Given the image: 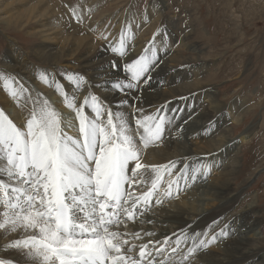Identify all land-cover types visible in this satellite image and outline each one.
I'll use <instances>...</instances> for the list:
<instances>
[{"label": "bare ground", "instance_id": "bare-ground-1", "mask_svg": "<svg viewBox=\"0 0 264 264\" xmlns=\"http://www.w3.org/2000/svg\"><path fill=\"white\" fill-rule=\"evenodd\" d=\"M81 3L83 7L76 11L86 15V18L80 17V20H84L87 34L83 28L73 25V21L77 20L72 15L73 8H67L64 12L57 0H0L1 21L8 22L7 19H10L8 23L16 24L24 21V28L36 25V32L43 40L41 45L34 47L33 52H23L24 55L9 46L10 54L4 58L1 65V69L6 72L0 73V110L10 114V118L20 124L26 121L34 108L43 106L47 101L48 106L62 116L74 118V112L67 108L63 95L60 98L48 97L50 100H57L54 105L43 96L56 90L53 84L42 81V77L46 76L50 82H61L54 78L56 75L62 80L68 96L79 95L78 101H75L77 106L89 95H97L106 109L110 108L112 111L115 123L119 124L117 113L126 122H130L129 134L136 132L135 120L145 114L156 115L158 109L163 107L164 112L160 115L166 113L167 119L171 121L164 125L165 131H169H166V135L164 132L159 141L150 143L147 147L139 144L140 162L148 166L146 170H139L140 180L148 179L146 185H150L155 175L151 166H161L173 161L177 166L173 170L174 175L177 171H185V166L195 160H198L195 167L200 163V172L196 173L197 178L194 181L188 179L185 183L182 179L176 198V189L173 187L172 195L164 196L161 203L140 206L134 220L123 221L117 230L127 233L125 238L129 245L133 246L131 254L138 256L140 247L148 245L147 251L152 254L149 259L164 261V264H264L260 246V241L264 240V220L253 216V200L237 211L234 210L242 195L229 192L238 162L237 149L232 139H229L230 126L227 123L231 121L240 126V121L244 120L247 111L244 108L237 109L238 106H227L228 112H223L222 108L226 107L211 101L213 92L209 88H204V84L199 82L191 83L189 76L192 71L188 73L183 70L185 66L178 69L172 67L173 64L169 66L167 62H171L176 56L172 58L168 41L156 38L149 44V39L140 42L136 38L148 22H157V5L153 6L145 17L121 15L117 20L118 24L112 29L106 25L107 19L111 20V15L95 23L99 18H96L98 11H102L100 0H82ZM121 34L127 51V55L122 59L110 50V46L119 43ZM29 36L35 37L34 34ZM100 41H103L105 46L97 52L95 48ZM48 42L50 44H47ZM152 50L157 52L159 60L151 70V80L147 84H140L139 90L129 92L127 105L121 106L119 102L125 94L114 90L111 84L124 80L126 73L122 65L126 61H131L141 54L151 57ZM110 61L121 67L111 68ZM64 62H74L76 66L66 67L78 70L91 84L85 82L79 88L74 84L69 85V82L54 70ZM38 65L49 67L44 69ZM14 81L20 82L27 92H24L19 84H14ZM124 82L127 83L126 80ZM32 88L38 92L35 93ZM12 91L17 92L16 97L11 96ZM132 108L135 110L134 116H131ZM86 114H91L90 109H86ZM103 118H107V113L101 117ZM181 129H184V132ZM184 136H190L186 139L194 149L181 142ZM205 167L208 168V174H205ZM215 171L218 175L212 176ZM170 178L174 177L164 175L163 182L160 183V187H163L160 189L161 195L166 190ZM2 211L3 205L0 204V213ZM222 230L227 236L221 235ZM136 233L139 238L134 235ZM213 234L221 237L217 245L211 244L196 253L189 251L194 245V238H197L195 242L198 244L200 239L207 240V237ZM18 236L23 237V234L0 230V258L12 260L13 264H25L20 251L6 247ZM177 238L181 241L179 244ZM160 248L164 249L163 253H157L156 250Z\"/></svg>", "mask_w": 264, "mask_h": 264}, {"label": "snow or ice", "instance_id": "snow-or-ice-1", "mask_svg": "<svg viewBox=\"0 0 264 264\" xmlns=\"http://www.w3.org/2000/svg\"><path fill=\"white\" fill-rule=\"evenodd\" d=\"M72 15L79 22L75 8ZM113 54L119 58L127 55L123 34L118 44L110 46ZM155 50L149 57L141 54L131 61H126L123 71L124 80L111 84L124 98L119 104L127 105V94L139 90L140 84L151 80V70L158 63ZM111 68L121 67L114 61ZM77 88L82 83L91 84L83 75L68 73L64 77ZM55 90L61 93L68 109L74 112V118L62 116L48 106L34 108L25 122L20 124L0 110V230L23 234L6 247L18 250L25 259V264H164V261L149 259L148 245L140 247L138 256H133V246L125 238L127 233L117 229L125 219H135L140 206L147 207L160 195V183L164 175L170 178L164 196H171L175 187L179 194L180 180L197 178L196 168L191 176L185 171L174 175L176 162L161 166H151L154 178L148 191L137 195L131 187L143 183L136 180L141 169L148 166L140 162L139 144L147 147L159 141L164 132L167 119L164 108L156 115H146L135 120V134H129L128 124L119 117V124L114 122L111 110L104 121L103 103L91 94L77 107L75 99L70 98L59 81ZM20 88L27 92L18 81ZM99 87V85H92ZM12 97L17 96L12 91ZM90 109L91 114H86ZM70 132L74 134H70ZM205 174L208 168L205 167ZM126 185L129 186L126 189ZM139 238V234H134ZM221 235L227 233L221 231ZM217 236L200 239L198 244L189 249L196 253L215 243ZM181 241L177 238V244ZM163 253L164 249L156 250ZM173 251H176L173 249ZM0 264H13L12 260L0 258Z\"/></svg>", "mask_w": 264, "mask_h": 264}, {"label": "rangeland", "instance_id": "rangeland-1", "mask_svg": "<svg viewBox=\"0 0 264 264\" xmlns=\"http://www.w3.org/2000/svg\"><path fill=\"white\" fill-rule=\"evenodd\" d=\"M57 1L64 12L67 8L78 10L83 7L82 0ZM100 2L102 11H98L96 18L98 16L99 18L95 23L105 16L111 15V20L109 21L108 18L106 25L112 29L118 24L117 20L121 15L130 16L132 14L145 17L151 12L153 6L157 5V22L154 20L148 22L136 38L140 42L149 39V44L156 38H162L164 42L168 41L172 58L176 56L171 62H167L169 66L173 64L172 67L176 69L185 66L183 70L188 73L192 71L193 75L189 76L192 80L191 83L199 82L204 84V88H209L213 92L211 101L226 107L222 108L223 112L227 113L228 107L231 106H238L237 109L244 108L247 111L244 120L240 121V126L231 123V121L227 123L230 126L229 139H232L235 149H237L236 159L238 162L234 169L229 192L242 195H240L239 205L234 210L237 211L253 200L255 202L253 216L264 220V0H100ZM77 14L83 19L86 18V15L79 12ZM1 20L0 73H4L6 71L1 69V65L4 58L10 54V45L22 55L23 52H33L34 47L41 45L43 40L36 32L38 30L36 25L24 28V21L16 24L15 22L8 23L10 19H7L8 22ZM73 22V25L84 29V20ZM84 33L87 34V30ZM29 34H34L35 37L32 38ZM79 36H83V34H79ZM98 43L100 45L97 44L95 48L97 52L105 46L103 41ZM31 61L37 65L34 60ZM70 64L68 62L61 63L54 70L62 77L68 73L80 75L78 70L66 67L75 65L74 62ZM42 67L48 69L49 66L43 65ZM54 78L59 79L62 83L57 75ZM69 85L73 86L72 83ZM45 87L48 88L46 85ZM37 88L42 87L37 86ZM32 90L35 93L38 92V90L35 91L36 89L32 88ZM43 96L45 100H49L54 105L57 100H50L48 97L57 96L60 98L62 94L54 91ZM69 97H75V101H78L79 95L74 96L73 94ZM103 109L105 114L110 110V108L106 109L105 105H103ZM132 110L130 109L131 116H134L135 110L134 108ZM106 119L103 118L104 121ZM182 130L184 132V129ZM166 131L164 129L165 135ZM189 137L184 136L181 142L187 143L190 149H194L195 147L193 148L191 142L186 139ZM243 137L245 138L242 140ZM192 162L187 165L188 176H191L194 169L198 168L200 164L195 167L198 160ZM213 174L212 176H216L218 172L215 171ZM136 180L139 181L140 177L137 176ZM147 181L148 179H145L143 183L132 186L131 190L136 194H140L137 193L140 191H148L151 184L146 185ZM126 187L129 188V186ZM160 189L163 187L161 186ZM161 194L155 196L154 200H159V197H161L160 200L164 199V195ZM0 197H2V193H0ZM153 204L151 203V205ZM213 235L218 237L213 243L217 245L221 237L218 234ZM213 235H209L207 239ZM260 242L264 255V240ZM186 247L188 248V246Z\"/></svg>", "mask_w": 264, "mask_h": 264}]
</instances>
